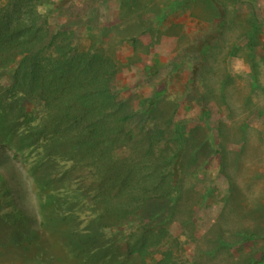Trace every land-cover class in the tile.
Listing matches in <instances>:
<instances>
[{
	"label": "rangeland",
	"instance_id": "374dc122",
	"mask_svg": "<svg viewBox=\"0 0 264 264\" xmlns=\"http://www.w3.org/2000/svg\"><path fill=\"white\" fill-rule=\"evenodd\" d=\"M55 1L41 2L43 22L70 30L74 45L102 48L116 63L115 105H129L126 120L115 123L127 139L111 149L118 164H137L151 146L156 153L182 146L178 191L135 220L106 227L72 158L27 129L24 114L33 105L11 99L9 76L0 72V264H144L124 250L142 235L160 248L146 256L149 264L162 261L165 246L173 264L259 259L264 0H68L56 14ZM195 65L191 82L210 109L206 119L189 85Z\"/></svg>",
	"mask_w": 264,
	"mask_h": 264
},
{
	"label": "trees",
	"instance_id": "16d2710c",
	"mask_svg": "<svg viewBox=\"0 0 264 264\" xmlns=\"http://www.w3.org/2000/svg\"><path fill=\"white\" fill-rule=\"evenodd\" d=\"M43 1L0 0V72L9 76L8 95L21 105H33L24 117L29 131L41 132L43 145H57L72 158L83 193L102 224L111 228L135 220L147 205L177 193L183 148L156 153L151 146L137 164H118L111 149L127 139L118 134L115 123L126 120L129 105L125 110L115 105L116 63L102 48L74 45L70 30L43 22ZM66 1L56 0L51 12L61 13ZM100 1L106 0H98V5ZM250 23L260 25L256 13ZM159 66L157 61L151 69ZM197 70L195 65L189 85L199 102V117L206 119L210 109L191 82ZM159 249L154 238L147 243L143 235L124 247L126 253H139L144 264H149L146 256ZM169 253L165 246L162 261L155 264H173ZM248 264H264V247L259 259Z\"/></svg>",
	"mask_w": 264,
	"mask_h": 264
}]
</instances>
